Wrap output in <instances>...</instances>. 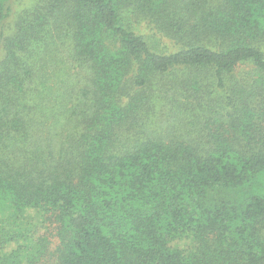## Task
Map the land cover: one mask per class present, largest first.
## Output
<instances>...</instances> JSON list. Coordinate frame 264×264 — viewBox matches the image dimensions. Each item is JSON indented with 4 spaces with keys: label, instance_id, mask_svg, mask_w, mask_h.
<instances>
[{
    "label": "trees",
    "instance_id": "16d2710c",
    "mask_svg": "<svg viewBox=\"0 0 264 264\" xmlns=\"http://www.w3.org/2000/svg\"><path fill=\"white\" fill-rule=\"evenodd\" d=\"M8 1L0 264H264V0Z\"/></svg>",
    "mask_w": 264,
    "mask_h": 264
},
{
    "label": "rangeland",
    "instance_id": "374dc122",
    "mask_svg": "<svg viewBox=\"0 0 264 264\" xmlns=\"http://www.w3.org/2000/svg\"><path fill=\"white\" fill-rule=\"evenodd\" d=\"M45 0H9L8 5L11 7L12 14L11 16L5 21L4 31L7 35L14 34V31L17 25L20 23L22 17L34 9L39 3H43ZM48 36L46 38V43L43 44L44 48L41 50L46 49L47 46ZM38 50L37 51H41ZM5 50L3 44L0 42V56L4 54Z\"/></svg>",
    "mask_w": 264,
    "mask_h": 264
}]
</instances>
